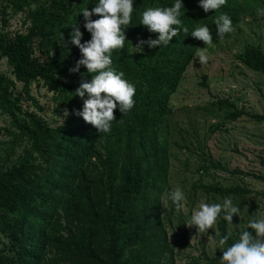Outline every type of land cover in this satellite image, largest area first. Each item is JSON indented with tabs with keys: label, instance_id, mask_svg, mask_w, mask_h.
Wrapping results in <instances>:
<instances>
[{
	"label": "trees",
	"instance_id": "trees-1",
	"mask_svg": "<svg viewBox=\"0 0 264 264\" xmlns=\"http://www.w3.org/2000/svg\"><path fill=\"white\" fill-rule=\"evenodd\" d=\"M25 12L24 33L3 32ZM259 16L264 0H1L0 60L12 78L0 74L9 120L0 128V264H174L167 229L189 244L181 193L169 190L170 99L206 40ZM239 59L264 75L263 49L246 47ZM34 84L57 102L54 125L36 114ZM217 109L224 121L242 115L227 101ZM217 170L226 168L208 160L196 174ZM191 190L190 208L196 191L207 197L223 251L210 257L202 246L185 264H262L252 226L249 236L228 231L229 209L252 191L216 180Z\"/></svg>",
	"mask_w": 264,
	"mask_h": 264
},
{
	"label": "rangeland",
	"instance_id": "rangeland-1",
	"mask_svg": "<svg viewBox=\"0 0 264 264\" xmlns=\"http://www.w3.org/2000/svg\"><path fill=\"white\" fill-rule=\"evenodd\" d=\"M26 17V12L8 17L3 32L10 36L24 33L28 26V22L23 24ZM249 46L264 50V16L257 17L255 21L247 17L223 34L206 40L186 68L170 99L171 112L165 120L170 155L169 190L181 193L182 202L176 211L184 221L189 244L186 248L178 246L181 230L176 229L174 224L167 229L169 242L178 243L174 264H185L190 257H197L202 246L210 257L223 251L212 207L205 206L207 197L196 191L195 205L190 208L193 205L187 204L183 195L185 192L191 194L194 183L215 180L225 184L237 183L252 191L237 204L235 214L233 209H229L228 231L231 233L237 228L249 236L246 228L247 225L252 226L264 264V197L259 195L264 193V182L257 179L259 175L264 178V122H256L251 117L253 114H264V75L248 69L239 59ZM34 56L43 58L38 50ZM10 73L5 59L0 60V74L12 78ZM20 89L21 84L16 83L15 92ZM30 94L44 109L43 114H36L54 125L58 120V108L52 94L35 84L31 86ZM219 101L229 102L234 112H241L242 115L233 121H224V111L217 109ZM21 105L24 111L35 110L27 100H22ZM8 122L0 114V128L7 126ZM213 124L222 125L212 130ZM7 139L5 135L0 137V141ZM208 160L219 163L226 170L210 171L208 177L196 174L200 167L208 164ZM234 169L241 174L229 172ZM180 187H184V192ZM228 205L232 207L231 199Z\"/></svg>",
	"mask_w": 264,
	"mask_h": 264
}]
</instances>
